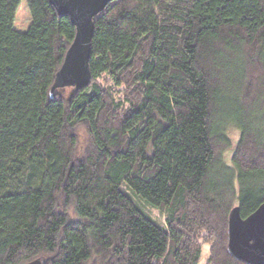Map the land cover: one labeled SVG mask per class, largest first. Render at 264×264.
<instances>
[{
  "label": "trees",
  "instance_id": "obj_1",
  "mask_svg": "<svg viewBox=\"0 0 264 264\" xmlns=\"http://www.w3.org/2000/svg\"><path fill=\"white\" fill-rule=\"evenodd\" d=\"M21 1L0 0V264H248L227 226L264 203V0H110L87 80L54 89L76 27L24 0L18 31Z\"/></svg>",
  "mask_w": 264,
  "mask_h": 264
},
{
  "label": "water",
  "instance_id": "obj_2",
  "mask_svg": "<svg viewBox=\"0 0 264 264\" xmlns=\"http://www.w3.org/2000/svg\"><path fill=\"white\" fill-rule=\"evenodd\" d=\"M59 13L68 14L76 34L63 64L56 73L52 89L65 85L76 87L88 78L87 61L93 30L92 18L110 0H49ZM227 248L230 254L248 264H264V203L242 218L233 207L228 216ZM23 264H42L39 258Z\"/></svg>",
  "mask_w": 264,
  "mask_h": 264
},
{
  "label": "rangeland",
  "instance_id": "obj_3",
  "mask_svg": "<svg viewBox=\"0 0 264 264\" xmlns=\"http://www.w3.org/2000/svg\"><path fill=\"white\" fill-rule=\"evenodd\" d=\"M25 4H26V2L24 0L21 1L18 9L16 11V16L14 18V23H13L14 29H16V30L19 29V30L25 31L30 24V15H29V12L27 11L28 8ZM227 133L229 134V137L231 138L232 147H234V144L238 138V130L234 126H230V127H228ZM79 139H80V143H79L80 149H83L85 147L86 138L82 132H80ZM228 151L229 152L226 154V157H225L226 160L229 159V156L231 153V150H228ZM145 208L148 210V212L150 213V215L153 218H155L156 220H159V221H163V216L159 213V211H157L154 208L148 207V206H146ZM207 251H208L207 245L203 244L202 250H201V257H200L198 264H204L205 263V260L207 258Z\"/></svg>",
  "mask_w": 264,
  "mask_h": 264
},
{
  "label": "crops",
  "instance_id": "obj_4",
  "mask_svg": "<svg viewBox=\"0 0 264 264\" xmlns=\"http://www.w3.org/2000/svg\"><path fill=\"white\" fill-rule=\"evenodd\" d=\"M19 30V29H18ZM19 31H23V30H19Z\"/></svg>",
  "mask_w": 264,
  "mask_h": 264
}]
</instances>
